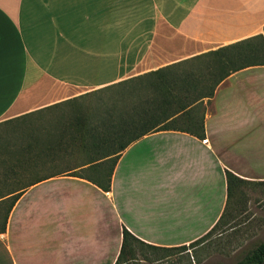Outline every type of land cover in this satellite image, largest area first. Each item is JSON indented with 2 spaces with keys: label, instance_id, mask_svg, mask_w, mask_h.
Here are the masks:
<instances>
[{
  "label": "crops",
  "instance_id": "1",
  "mask_svg": "<svg viewBox=\"0 0 264 264\" xmlns=\"http://www.w3.org/2000/svg\"><path fill=\"white\" fill-rule=\"evenodd\" d=\"M263 26L264 0H0V123ZM208 104L202 137L158 131L126 146L107 191L67 175L19 186L0 264H114L121 228L164 248L204 234L225 205L224 170L249 179L245 157L264 151V66L230 74Z\"/></svg>",
  "mask_w": 264,
  "mask_h": 264
},
{
  "label": "trees",
  "instance_id": "2",
  "mask_svg": "<svg viewBox=\"0 0 264 264\" xmlns=\"http://www.w3.org/2000/svg\"><path fill=\"white\" fill-rule=\"evenodd\" d=\"M255 66H264V26L260 34L87 93L98 95L108 91L114 94L109 100L110 104H102L97 108L94 118L96 121L90 122L87 113L78 111L82 115L55 123L49 132L45 130L43 134L39 132L38 135L28 137L25 144L8 156L15 155L18 163L31 164L38 162L39 157L46 154L44 156H49V161L54 162L59 159L61 152L67 153L68 149L77 148L83 154L80 162L65 169L50 171L31 182L67 175L86 180L107 191L113 166L126 146L143 135L158 131H180L197 138L202 137L203 101L208 102L217 86L230 74ZM82 96L72 101L84 98ZM197 110L200 115L195 118L194 113ZM26 116L29 115L15 120ZM10 169L4 175H14L8 171ZM90 170H95L99 177L82 174ZM224 179L226 201L220 216L204 235L190 242L187 247L193 248L200 244L225 224L223 219L232 189L246 180L226 170ZM24 188H8L5 192H0V203L9 200L0 231H3L9 210L19 195L16 192ZM137 245L162 251L186 248L185 245L164 248L145 244L125 228H121L120 246L114 264H125L128 260H134V248ZM234 264H264V242L258 243Z\"/></svg>",
  "mask_w": 264,
  "mask_h": 264
},
{
  "label": "rangeland",
  "instance_id": "3",
  "mask_svg": "<svg viewBox=\"0 0 264 264\" xmlns=\"http://www.w3.org/2000/svg\"><path fill=\"white\" fill-rule=\"evenodd\" d=\"M85 94H83L84 96L81 95L84 98H79L75 102L41 110L20 120L12 119L0 123L1 193L8 188L16 189L30 183L35 178L44 176L50 171L65 169L81 161L83 154L77 148L68 149L67 153L61 152L59 159L54 162H50L49 156L45 157L46 154H44L39 159L37 158L38 162L21 164L16 161L15 155L11 157L8 154L17 151L20 145L26 143L28 137L38 135L39 132L43 134L45 130L49 132L55 123L64 122L72 116L82 115L78 114V111L87 113L90 122L96 121L94 118L96 117L97 108L99 109L102 104H110L109 100L114 96L108 91L98 95ZM207 108L210 109L208 102ZM199 115L200 111L197 110L194 116L197 118ZM259 121L261 125L264 124L263 120ZM258 125H260L259 122ZM261 125L260 127H262ZM178 126L184 127L182 124H178ZM69 152L72 153L69 154ZM263 152L260 155L253 156L254 159L245 157L251 162L253 160L250 164L253 167L244 166L245 171L249 170L250 172L247 174L246 172L241 173L248 176L249 179H245L244 183L236 185L232 189L223 219L225 224L220 227L221 229H216L213 234L193 248L187 247L188 243L185 245V250L162 251L137 245L134 248L135 259L128 260L125 264H234L258 243L264 242V183L261 182L264 181ZM7 169H10L8 171H11L14 175L11 177H9L10 175H4V173H7L5 172ZM101 169L105 170V168ZM82 174L94 178L99 177L96 175L95 170L86 171ZM8 204L9 200L0 203V227L3 224Z\"/></svg>",
  "mask_w": 264,
  "mask_h": 264
}]
</instances>
